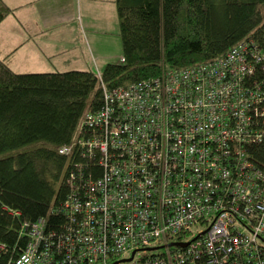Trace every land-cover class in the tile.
<instances>
[{
  "label": "built area",
  "instance_id": "1",
  "mask_svg": "<svg viewBox=\"0 0 264 264\" xmlns=\"http://www.w3.org/2000/svg\"><path fill=\"white\" fill-rule=\"evenodd\" d=\"M98 78L101 109L59 150L82 159L65 228L22 223L14 264H264V46L113 90Z\"/></svg>",
  "mask_w": 264,
  "mask_h": 264
},
{
  "label": "trees",
  "instance_id": "2",
  "mask_svg": "<svg viewBox=\"0 0 264 264\" xmlns=\"http://www.w3.org/2000/svg\"><path fill=\"white\" fill-rule=\"evenodd\" d=\"M116 6L123 62L102 72L109 90L156 78L163 67L215 60L246 40L264 46V0H116ZM11 13L0 0V24ZM101 107L94 72L16 74L0 59V264H14L25 249L22 223L43 218L50 229L65 228L59 209L66 180L82 159L59 150L74 145L86 115ZM258 148L263 162L264 145Z\"/></svg>",
  "mask_w": 264,
  "mask_h": 264
},
{
  "label": "crops",
  "instance_id": "3",
  "mask_svg": "<svg viewBox=\"0 0 264 264\" xmlns=\"http://www.w3.org/2000/svg\"><path fill=\"white\" fill-rule=\"evenodd\" d=\"M0 59L16 74L91 71L123 57L116 0H4Z\"/></svg>",
  "mask_w": 264,
  "mask_h": 264
},
{
  "label": "rangeland",
  "instance_id": "4",
  "mask_svg": "<svg viewBox=\"0 0 264 264\" xmlns=\"http://www.w3.org/2000/svg\"><path fill=\"white\" fill-rule=\"evenodd\" d=\"M119 61L121 62V59H119ZM119 61H118V62H119ZM114 64H115V62H114Z\"/></svg>",
  "mask_w": 264,
  "mask_h": 264
}]
</instances>
